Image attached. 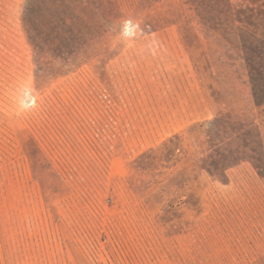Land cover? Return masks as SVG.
Masks as SVG:
<instances>
[{
  "label": "rangeland",
  "instance_id": "rangeland-1",
  "mask_svg": "<svg viewBox=\"0 0 264 264\" xmlns=\"http://www.w3.org/2000/svg\"><path fill=\"white\" fill-rule=\"evenodd\" d=\"M65 1L0 0V264H264L255 0Z\"/></svg>",
  "mask_w": 264,
  "mask_h": 264
},
{
  "label": "trees",
  "instance_id": "trees-1",
  "mask_svg": "<svg viewBox=\"0 0 264 264\" xmlns=\"http://www.w3.org/2000/svg\"><path fill=\"white\" fill-rule=\"evenodd\" d=\"M32 5L28 6V11H26L24 21L26 23L27 31L30 33L29 35H33L31 32V26L32 30H34V35H41L42 33V25L44 24L42 19L39 17V10L40 5L37 4L36 7H33V1ZM45 1V0H43ZM60 5H66L65 0H58ZM39 2V1H38ZM225 2L228 4L229 8L233 7V4L230 0H225ZM253 4L248 3L246 6L241 4L240 6H237L236 11L232 12L233 17V25L236 29V32L238 35H255L258 42V47L255 50L256 54L259 56L264 55V0H255L253 1ZM60 23H66L65 18H61L60 21H58L56 24ZM253 59V58H252ZM251 59V60H252ZM252 79L255 81V77L252 76ZM253 81V82H254ZM254 95L256 99L257 93L254 91Z\"/></svg>",
  "mask_w": 264,
  "mask_h": 264
}]
</instances>
